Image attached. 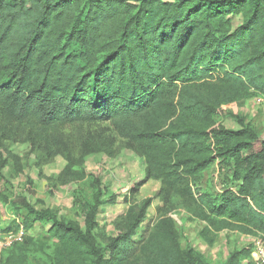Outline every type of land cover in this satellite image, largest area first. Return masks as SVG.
<instances>
[{"label": "trees", "instance_id": "obj_1", "mask_svg": "<svg viewBox=\"0 0 264 264\" xmlns=\"http://www.w3.org/2000/svg\"><path fill=\"white\" fill-rule=\"evenodd\" d=\"M252 94L264 97V0H0L1 139L31 141L51 162L85 156V126L110 123L142 146L148 177L163 180L167 198L192 201L191 214L208 224L209 245L216 240L210 229L264 235V138L248 128H206L222 107ZM220 157L235 161L241 184L195 198L192 181ZM30 213L33 220L3 228L26 233L4 250L8 264H28L38 221L52 223L71 264H109L91 219L83 231L50 212ZM136 237L131 228L111 242L113 262L209 264L202 254L182 253L163 222ZM251 252L225 264H241Z\"/></svg>", "mask_w": 264, "mask_h": 264}, {"label": "rangeland", "instance_id": "obj_2", "mask_svg": "<svg viewBox=\"0 0 264 264\" xmlns=\"http://www.w3.org/2000/svg\"><path fill=\"white\" fill-rule=\"evenodd\" d=\"M170 1V0H165ZM234 26L242 23L233 17ZM264 97L252 94L244 100L222 107L206 128L230 131L251 129L264 138ZM262 100V101H261ZM90 137L85 156H57L49 162L39 145L31 141L15 143L0 137V224L3 228L34 219L30 208L50 212L58 220L73 223L83 231L87 221H94L95 244L105 250L109 264L111 242L137 229L135 240L146 228L155 229L163 222L174 233L182 253L192 250L202 254L209 264H225L236 253L252 248L251 258L241 264H258V248H264V235L248 234L233 227L221 232L210 229L216 238L213 245L205 241L207 222L195 218L189 208L192 201L179 194L166 197L160 178H149L147 155L142 146L131 145L110 123L86 125ZM222 149V148H220ZM253 151H244L247 156ZM242 181L235 176V161L220 157L196 180L192 181L195 198L200 194L218 195L227 188L237 189ZM52 223H34L30 236L34 247L28 250V264H71L59 253L58 242L51 236ZM10 251L0 250V264H8ZM96 264L95 259L88 261ZM130 264H154L139 258Z\"/></svg>", "mask_w": 264, "mask_h": 264}, {"label": "built area", "instance_id": "obj_3", "mask_svg": "<svg viewBox=\"0 0 264 264\" xmlns=\"http://www.w3.org/2000/svg\"><path fill=\"white\" fill-rule=\"evenodd\" d=\"M262 100H264V98ZM25 235L26 233L22 226L18 232H4L3 226L0 224V250H5L10 248L15 243L22 242ZM255 257L258 261V264H264V248H258Z\"/></svg>", "mask_w": 264, "mask_h": 264}]
</instances>
